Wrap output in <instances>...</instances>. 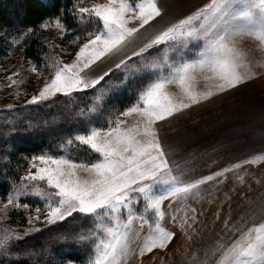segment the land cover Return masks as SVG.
<instances>
[{
	"label": "snow or ice",
	"instance_id": "6c2138e0",
	"mask_svg": "<svg viewBox=\"0 0 264 264\" xmlns=\"http://www.w3.org/2000/svg\"><path fill=\"white\" fill-rule=\"evenodd\" d=\"M164 11L159 0L100 3L93 0L88 6L75 7L73 14L79 19L95 17L98 30L87 33L88 38L79 45L71 62L57 59L48 65L44 69L49 73L48 79L37 94L25 101L32 104L57 95L68 96L89 89L93 92L90 105L80 111V117L87 119L89 126L68 137L58 151L62 153L66 145L84 146L96 159L87 162L48 153L33 156L34 171L21 177L32 184L13 185L0 208L5 212L9 206L28 209L29 204L21 203V199L35 195L45 202L46 215L41 217V209L37 207L35 216L29 217L30 223L43 218L53 224L69 217L75 219L74 213L83 214L93 225L87 236L62 233L57 237L61 241L91 245L83 264H125L127 257L135 253L131 246L133 239L140 235L136 232L133 236V223L137 220L141 227L148 225V234L138 247L140 256L167 248L178 233L163 225L164 202L167 200L172 208L174 200L188 198L214 176L229 170L187 175L180 165L169 160L158 122L255 77L249 52L240 43L244 37H252L264 50V0H208L155 31L131 56L125 54L114 65L124 68L122 84L136 83L134 100L123 110L117 108L110 113L106 126H96L94 117L105 111L111 93V87L101 82L112 69L90 76V66L106 54L121 52L141 29L161 18ZM132 22L135 26H131ZM48 23L61 29V37L69 30L60 15L42 27L46 28ZM132 57L137 58L134 63ZM30 71L37 73L40 69L32 66ZM18 75L19 70L9 75L11 84L17 83L13 77ZM201 79L207 82L203 91L195 86ZM170 85L176 86L178 93L169 91ZM133 115L136 119L129 124L126 118ZM256 159L264 160V149L259 150ZM40 183L51 191L42 190ZM150 216L155 219H148ZM190 219L195 216L181 217L179 221L175 215L171 216L173 224L181 230ZM223 223L226 230L234 233L232 238L216 243L195 264H264V217L259 221L247 220L242 225L234 224L229 217ZM14 238L23 237L13 230L0 229V255L11 254ZM65 264L77 261L68 259Z\"/></svg>",
	"mask_w": 264,
	"mask_h": 264
},
{
	"label": "rangeland",
	"instance_id": "374dc122",
	"mask_svg": "<svg viewBox=\"0 0 264 264\" xmlns=\"http://www.w3.org/2000/svg\"><path fill=\"white\" fill-rule=\"evenodd\" d=\"M92 2L93 0H78L77 4L78 7L88 6ZM206 2L208 0H202L201 3L197 0H171L170 4L174 9L173 14L180 17L183 15L184 10L193 3L194 8H196ZM80 21L83 25L82 30L86 28L93 29L95 26L97 27L98 23L96 20H89L87 16L82 20L80 19ZM45 29L47 31L45 38L48 53L42 66H38L30 59H25L19 54H15L10 59V63H0V111L3 108L25 105V101L30 99L31 95L37 94L39 88L49 76L48 71L44 69L53 61L60 59L66 62L68 59L74 58V54L82 42L80 38L62 41L61 29L57 28L54 23H48ZM240 46L249 52V59L256 75L234 89L215 95L217 97H212V101L204 109H201L204 111V116L214 126H220L221 137L210 138L208 141L210 145L219 143L218 148H202L200 145H195L198 147L197 149H202V151L193 150L190 152L189 159L191 161L185 173L200 176L218 171L223 172L226 168L229 170L218 177L214 176L213 179L201 185L198 191L188 198L174 200L172 208L168 207L167 200L164 202L163 207L166 209V215L163 219V225L178 233L176 239L167 248H157L151 253L146 252L143 256H140L138 247L148 234V225L145 224L141 227L139 221H135L133 223L135 230L133 236L135 237L136 232H139L140 235L138 239L134 238L132 241L131 246L135 249V253L130 254L129 258L127 257V264H195L197 258L204 259L203 253L205 251L220 241L230 240L234 235V233L224 228V220L231 217L234 224L242 225L247 220L259 221L264 217V160L256 159L259 150L264 149V50L259 47L258 40L252 37H244ZM32 66L38 67L40 71L32 73L30 71ZM18 70L19 75L13 77L17 83L11 84L8 77ZM122 70L124 68L116 70L106 83L111 87V93L105 105V111L99 114V116L104 117V120L97 127L106 126L107 120L111 118L110 113L117 109L118 103H113L115 97L112 95L117 93L119 88L124 85L121 83L125 79ZM197 84L207 86V82L203 79L199 80ZM206 86L201 87L200 91ZM44 131L50 134L53 130L45 128ZM241 135H243L242 138H240ZM199 137H201L200 133H197L196 137L194 136L195 142L196 138ZM185 145L181 146L185 147ZM192 154L194 155L191 156ZM173 157H177L174 164L178 165L182 155L175 156L174 154ZM195 159L198 160L194 161ZM245 160L249 162L243 163ZM33 163L30 158L28 167L21 177H24L30 170L34 171L31 167ZM233 165L239 166L233 167ZM81 175H86V173L81 172ZM21 177L13 185L32 184L31 181H22ZM39 187L44 191H51L44 183H40ZM5 200L6 198L0 199V208L3 207ZM21 203H27L30 207L28 209H14L9 206L6 212L0 211V229L7 228L20 233L21 236H25L49 225L43 218L39 221L29 222V217L35 216L37 207L41 209V217L46 215L45 202L42 198L29 195L26 199L22 198ZM193 209L195 210L194 213ZM173 215L177 217V221L181 217L195 216V219L188 220L186 228L181 230L177 227V224H173L171 220ZM147 218L150 220L155 219L154 216ZM87 222L88 220H86ZM92 227L90 220L87 229ZM30 229L31 231H29ZM14 242L15 238L13 246L15 245ZM87 246H90V248L83 255V261L87 259L91 250V245ZM14 252L12 247L10 255H0V257L11 260L16 259L17 256ZM137 255L139 257L134 258ZM58 262L59 260L56 259L52 264H58ZM61 264H65V261ZM77 264H83V262Z\"/></svg>",
	"mask_w": 264,
	"mask_h": 264
},
{
	"label": "trees",
	"instance_id": "16d2710c",
	"mask_svg": "<svg viewBox=\"0 0 264 264\" xmlns=\"http://www.w3.org/2000/svg\"><path fill=\"white\" fill-rule=\"evenodd\" d=\"M77 1L0 0V63H10V59L19 54L42 66L48 53L45 38L47 31L42 25L57 15L62 16L63 23L69 29L62 41L75 38L83 41L88 38L87 33L97 31L99 23L93 29L82 30L83 25L78 15L73 14L75 7H78ZM88 19L96 20L95 17ZM30 29L34 31H29ZM136 59L132 57V62ZM122 68L113 69L101 83L106 84L116 70ZM136 86L134 81H128L126 86L123 85L112 95L115 97L113 103H118L117 108L123 110L132 103ZM92 95L93 92L89 89L86 92L57 95L37 103L16 105L0 111V199L6 198L33 156L48 153L65 154L87 162L96 159V155L86 152L84 146L66 145L62 153L58 151L68 137L88 126L87 119L80 117V111L90 105ZM94 120L97 126L104 117L97 116ZM45 128L54 132L47 134ZM73 216L76 218L43 226L22 236V239L15 240L13 250L17 258L11 260L0 257V264H52L56 259L59 260L58 264L68 259L82 263L83 255L89 251L90 246L57 238L60 233L69 236L88 235L86 233L90 220L86 223L83 214L74 213Z\"/></svg>",
	"mask_w": 264,
	"mask_h": 264
},
{
	"label": "crops",
	"instance_id": "0c3cea01",
	"mask_svg": "<svg viewBox=\"0 0 264 264\" xmlns=\"http://www.w3.org/2000/svg\"><path fill=\"white\" fill-rule=\"evenodd\" d=\"M170 1L171 0H159V3L165 10L163 16L161 18L156 19L154 22H150L149 25H146L143 29H141L139 33L135 36V38L131 40V42L121 52L116 54H106L104 57H101L100 60L96 61L94 65L91 66V71L89 72V75H100L104 72H107L109 68H111L112 70L115 69L114 65L119 63V60L122 59L125 54L131 56V52L136 50L138 46H141L155 31L161 29L166 24L173 22L176 18H178V15L173 14L174 9L171 6ZM95 2L99 3L103 2V0H96ZM193 9L194 3L184 10L183 15L188 14ZM131 26H135V22H132ZM84 41H82L80 44H82ZM71 60L72 59L70 58L66 62H71ZM195 86L198 90H200L201 87L206 85L199 86L196 83ZM204 89L205 88H203L201 91H203ZM169 91L176 93L179 90L176 88V86L170 85ZM211 101L212 98H209L206 101H201L199 104L192 105L189 109H185L179 113L174 114L173 117L167 118L163 122H158L161 141L164 144L165 148L168 150L169 160L174 164V161L177 158L173 157L174 154L175 156L181 154L182 157L180 158L178 165H180L184 171L187 170V167L189 166L191 161L189 159L190 152H192L193 150L202 151V149H197L198 147H196L195 145H200L202 148H218L217 146L219 145V143H216L215 145H210L208 141L210 138L221 137L220 126H214L212 122H210L204 116V111L201 110L204 109L206 105ZM134 117L135 115L126 118L129 124L135 121L136 117ZM197 133H200L201 137H199L198 139L196 138L195 142L194 136L196 137ZM242 137L243 135L240 136V138ZM222 138L225 139V137L223 136ZM181 145H185V147H182ZM193 155L194 154H192L191 156ZM197 160L198 159H195L194 161ZM136 257H139V255L134 256V258ZM126 261L125 264H127Z\"/></svg>",
	"mask_w": 264,
	"mask_h": 264
},
{
	"label": "bare ground",
	"instance_id": "6f19581e",
	"mask_svg": "<svg viewBox=\"0 0 264 264\" xmlns=\"http://www.w3.org/2000/svg\"><path fill=\"white\" fill-rule=\"evenodd\" d=\"M198 2H202V0H197Z\"/></svg>",
	"mask_w": 264,
	"mask_h": 264
}]
</instances>
